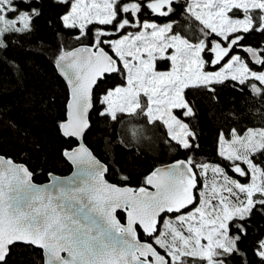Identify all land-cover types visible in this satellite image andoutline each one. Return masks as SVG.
Here are the masks:
<instances>
[{
	"label": "snow or ice",
	"instance_id": "obj_1",
	"mask_svg": "<svg viewBox=\"0 0 264 264\" xmlns=\"http://www.w3.org/2000/svg\"><path fill=\"white\" fill-rule=\"evenodd\" d=\"M52 3L65 9L62 26L82 42L57 60L71 90L58 127L77 141L63 156L77 173L41 187L29 167L0 156V264H9L18 244L42 250L45 264H234L237 258L264 264V226L252 227L264 217V160L256 162L264 157V129L218 137L219 157L241 182L187 156L198 137L184 120L195 116L186 99L190 87L215 93L216 85L239 86L264 100V47L247 40L264 41V0ZM41 15L42 0H0V56L7 36L31 32ZM178 15L193 21L195 40L175 30ZM113 74L120 84L94 99V89ZM94 103L99 116L114 122L142 116L164 127L165 143L183 149L186 159L156 168L139 188L109 183L107 163L79 142L90 130ZM249 250L259 260L245 261L241 253Z\"/></svg>",
	"mask_w": 264,
	"mask_h": 264
},
{
	"label": "trees",
	"instance_id": "obj_2",
	"mask_svg": "<svg viewBox=\"0 0 264 264\" xmlns=\"http://www.w3.org/2000/svg\"><path fill=\"white\" fill-rule=\"evenodd\" d=\"M64 11L52 0H42V15L34 21L31 32L8 35L9 47L0 56V155L29 167L37 183L46 182L49 173L69 174L71 167L63 152L77 144L75 140L65 138L58 127L66 116L68 91L55 65L62 52L82 46V42L75 38L77 32L62 26L59 17ZM156 22L169 21L160 18ZM173 23L177 32L195 40L198 29L186 15L176 16ZM247 40L249 46L260 42L264 47V41L258 35L249 36ZM236 54H242V49L237 48ZM120 82L118 75L106 76L95 89L94 99L102 97L104 89H111ZM215 89V93L204 87L185 90L195 116L184 120L190 122L198 137L195 142L198 147L187 156L193 157L197 163L225 168L232 178L245 182L226 167L229 161L219 157L218 137L223 133L231 139L233 129L240 135L248 129H264V100L250 89L242 90L239 86L216 85ZM99 111V104L94 103L85 143L102 163L109 166L106 177L110 182L139 188L145 177L157 167L186 159L183 149L177 150L165 143L164 127L147 125L142 116L125 115L119 122H114L99 116ZM262 160L264 157H256L257 163ZM123 176L128 180L123 181ZM262 226L264 217H257L252 224L254 231ZM241 255L245 261L259 260V257L251 256L250 250ZM9 264H43L42 252L18 244L12 249ZM234 264H239V258Z\"/></svg>",
	"mask_w": 264,
	"mask_h": 264
},
{
	"label": "water",
	"instance_id": "obj_3",
	"mask_svg": "<svg viewBox=\"0 0 264 264\" xmlns=\"http://www.w3.org/2000/svg\"><path fill=\"white\" fill-rule=\"evenodd\" d=\"M79 47H81V46H78V47H76V48H79ZM76 48H74V49H76ZM73 50V49H72ZM111 54V53H110ZM250 58V57H249ZM55 68H56V71H57V74L59 75V77L63 80V82L65 83V85H66V88H67V91H68V100H67V104H68V102H69V100H70V98H71V90H70V87H69V85H68V82H67V80H66V78L61 74V72H60V69L57 67V62H56V65H55ZM114 75V74H113ZM106 76H112V75H106ZM94 91H95V89H94ZM67 104H66V112H67ZM91 111L92 110H90V112H89V122H90V114H91ZM65 119H66V116H65ZM90 126H91V124H90ZM61 132V131H60ZM88 132V131H87ZM86 132V133H87ZM61 134H62V132H61ZM85 136H86V134H85ZM65 138H67V137H65ZM68 139H70V138H68ZM71 139H73V140H75L74 138H71ZM76 141V140H75ZM79 142H81V143H84L85 144V146L86 147H88L87 145H86V143H85V137H84V139L82 140V141H79ZM76 143H77V141H76ZM76 146H77V144H76ZM76 146H74V147H76ZM89 148V147H88ZM90 149V148H89ZM91 150V149H90ZM1 156V155H0ZM3 158H5V159H11V158H6V157H4V156H2ZM64 157V156H63ZM64 159L66 160V162L70 165V167H71V171H70V173L69 174H67V175H64V176H60V175H56V174H54V173H49L48 174V179H47V181L46 182H44V183H37V182H35V180H34V175H33V179H32V182L34 183V184H36L37 186H43V185H45V184H48V185H51L52 183H53V177H59V178H61V180H63V179H65V178H67V177H73V176H75V174L77 173V168H76V166H74V165H72V163L70 162V161H68L67 160V158L66 157H64ZM12 160V159H11ZM14 163H17V164H23V163H18V162H15L14 160H12ZM172 163H175V161L174 162H171V163H169V164H172ZM169 164H166V165H169ZM25 165V164H24ZM166 165H163V166H160V167H157V168H161V167H165ZM26 166V165H25ZM27 167V166H26ZM155 170V169H154ZM106 175H107V173H106ZM106 175H105V179L109 182V183H111V184H114V183H112V182H110L108 179H107V177H106ZM115 185H117V184H115ZM117 186H121V187H123L122 185H117ZM127 186V185H126ZM127 187H130V186H127ZM133 188V187H132ZM151 190V189H150ZM32 247H34V248H36V249H38V250H40L39 248H37V247H35V246H32ZM41 252H42V250H40ZM62 255H66V254H62ZM42 256H43V252H42ZM43 264H45V260H44V257H43Z\"/></svg>",
	"mask_w": 264,
	"mask_h": 264
},
{
	"label": "rangeland",
	"instance_id": "obj_4",
	"mask_svg": "<svg viewBox=\"0 0 264 264\" xmlns=\"http://www.w3.org/2000/svg\"><path fill=\"white\" fill-rule=\"evenodd\" d=\"M237 18H243V16H242V10H241V12L240 13H238L237 14ZM259 86V85H258ZM146 99V98H145ZM177 111V110H176ZM254 129H256V130H259V129H263V128H254ZM227 139V138H226ZM230 162V161H229ZM231 163V162H230ZM214 166H218V165H214Z\"/></svg>",
	"mask_w": 264,
	"mask_h": 264
}]
</instances>
